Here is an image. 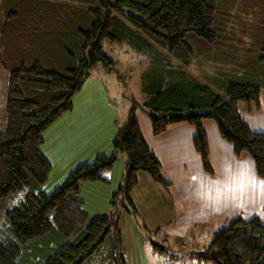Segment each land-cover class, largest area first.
<instances>
[{
    "label": "trees",
    "instance_id": "trees-1",
    "mask_svg": "<svg viewBox=\"0 0 264 264\" xmlns=\"http://www.w3.org/2000/svg\"><path fill=\"white\" fill-rule=\"evenodd\" d=\"M122 44L146 59L144 103L134 102L111 154L78 165L44 192L52 169L41 149L45 131L73 109L94 65L115 67L105 45ZM192 60L224 78L205 73L216 84L210 86L185 69ZM0 68L9 72L6 131L0 130V264H82L113 232L120 241L117 222L90 219L77 197L81 182L106 181L101 174L119 151L128 155L127 195L138 171L169 186L141 134L138 109L154 135L173 124L193 126L209 173L202 121L214 120L234 153H248L264 175V132L251 130L238 111L240 102L259 106L264 88V0H0ZM189 256L264 264V224L234 216Z\"/></svg>",
    "mask_w": 264,
    "mask_h": 264
},
{
    "label": "rangeland",
    "instance_id": "rangeland-1",
    "mask_svg": "<svg viewBox=\"0 0 264 264\" xmlns=\"http://www.w3.org/2000/svg\"><path fill=\"white\" fill-rule=\"evenodd\" d=\"M105 50L116 60L115 67L106 69L100 62L94 65L73 96V109L45 131L43 151L51 155L52 165L42 186L46 193L78 165L91 162L99 154H111L112 139L125 124L134 102L140 107L146 99L142 82L145 57L127 44L105 45ZM197 63L192 60L185 69L215 87V82L206 80L204 74L220 80L222 71L210 70L209 65L199 67ZM218 79L215 81L219 82ZM8 80L9 72L0 68V130L4 131ZM139 113L143 112L138 109L136 118ZM128 169V155L119 151L113 166L101 174L106 181H84L79 185L77 197L83 201L82 207L90 219L109 217L112 225L117 222L120 233V241L113 232L82 264H212L189 255L205 248L213 232L193 228L192 233L184 236L174 233L177 213L172 201L165 198L167 187L148 172L138 171L137 185L127 195Z\"/></svg>",
    "mask_w": 264,
    "mask_h": 264
},
{
    "label": "crops",
    "instance_id": "crops-1",
    "mask_svg": "<svg viewBox=\"0 0 264 264\" xmlns=\"http://www.w3.org/2000/svg\"><path fill=\"white\" fill-rule=\"evenodd\" d=\"M238 111L251 130L264 132V92L260 94L259 106L240 102ZM138 115L137 122L141 134L160 161L163 178L169 182L166 188L168 195L165 198L172 201L177 213L173 220L174 233L184 236L197 226L198 229L209 230L210 234V231H216L237 215L245 220L258 217L264 224V198L255 185L246 187L242 184L233 190L232 200L239 207L226 206L205 218L200 195L203 190L219 186L232 175H247V168L241 161L246 158L253 161L248 153H234L233 146L223 139L214 120L202 121L207 135L212 170V173H209L204 169L201 156L195 149L193 126L187 123L173 124L163 133L154 135L150 118L143 113ZM43 146L42 152L49 160L51 155L43 151Z\"/></svg>",
    "mask_w": 264,
    "mask_h": 264
},
{
    "label": "clouds",
    "instance_id": "clouds-1",
    "mask_svg": "<svg viewBox=\"0 0 264 264\" xmlns=\"http://www.w3.org/2000/svg\"><path fill=\"white\" fill-rule=\"evenodd\" d=\"M241 164L247 168V175H232L226 182L216 187L205 188L200 194L205 218L207 215L221 211L226 206L239 207L232 200V193L242 184L246 187L255 185L264 198V175L257 172L255 163L250 158L243 159Z\"/></svg>",
    "mask_w": 264,
    "mask_h": 264
}]
</instances>
